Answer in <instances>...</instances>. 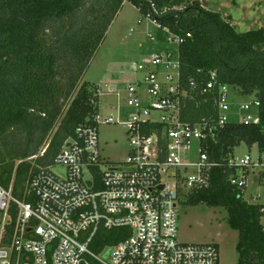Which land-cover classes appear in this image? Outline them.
I'll return each mask as SVG.
<instances>
[{
  "label": "trees",
  "instance_id": "obj_1",
  "mask_svg": "<svg viewBox=\"0 0 264 264\" xmlns=\"http://www.w3.org/2000/svg\"><path fill=\"white\" fill-rule=\"evenodd\" d=\"M125 1L158 24L160 41L191 33L179 45L181 85L190 93L183 120L217 118L220 84L259 100L257 122H229L207 142L216 164L210 185L185 201L226 208L239 232L237 264H264L262 204L231 183L238 171L228 164L243 142L264 152V28L239 32L200 0H0V184L29 200L39 167L54 162L81 124H97L100 86L84 78ZM213 72L218 84L201 95ZM125 230L100 231L93 248L118 242Z\"/></svg>",
  "mask_w": 264,
  "mask_h": 264
},
{
  "label": "built area",
  "instance_id": "obj_2",
  "mask_svg": "<svg viewBox=\"0 0 264 264\" xmlns=\"http://www.w3.org/2000/svg\"><path fill=\"white\" fill-rule=\"evenodd\" d=\"M190 36L169 34L168 40L178 44L176 62L173 53L139 62L142 78L127 84L125 98L114 87L119 100L114 109L126 118L121 123L132 146L127 160L104 164L98 114L96 125L81 124L54 162L34 173L29 200L15 197L0 184V264H220L217 243H182L178 238L179 203L211 182L216 164L206 144L220 127L232 122L228 84L218 88L217 118L203 117L194 123L182 119L190 93L181 85L179 45ZM217 84L213 72L200 94ZM191 87H196L195 81ZM259 107L256 98L238 106L239 115L252 108L258 114L244 116L239 123L257 122ZM116 122L113 114L105 118L107 124ZM228 164L237 168L231 183L244 195L252 173L258 172L256 178L264 181V152L258 148L241 159L234 154ZM170 169L175 170L172 186ZM261 210L264 223V204ZM120 228L127 229L125 238L93 248L100 242V231Z\"/></svg>",
  "mask_w": 264,
  "mask_h": 264
},
{
  "label": "rangeland",
  "instance_id": "obj_3",
  "mask_svg": "<svg viewBox=\"0 0 264 264\" xmlns=\"http://www.w3.org/2000/svg\"><path fill=\"white\" fill-rule=\"evenodd\" d=\"M201 4L218 11L229 20L237 31L264 28V0H200ZM157 26L129 1H125L122 10L110 26L107 36L91 61L85 80L102 87L99 99L98 135L100 153L105 165H117L129 157L131 144L126 134V126L121 123L125 116H118V96L113 92L118 87L125 98L124 88L129 83L142 78L137 70L138 63L155 54L173 53V61L178 60V44L175 41H160L156 37ZM151 36H154L153 39ZM176 79V71H172ZM255 97L238 93L230 88L228 103L229 119L242 122L244 116H258L257 110L241 112L238 106L249 104ZM124 100L121 101V105ZM113 114L117 123H105V118ZM250 148L242 143L235 149V157L243 158ZM256 153L257 147L252 148ZM40 154V153H39ZM42 154V152H41ZM41 156V155H39ZM174 169L168 175L169 185L175 183ZM258 172L248 178L245 198L251 203L264 204V181L256 178ZM166 180V178L164 179ZM228 211L224 207L210 206L205 203L192 205L186 201L179 203V241L182 243H217L220 251V264H237V243L239 232L228 222Z\"/></svg>",
  "mask_w": 264,
  "mask_h": 264
},
{
  "label": "crops",
  "instance_id": "obj_4",
  "mask_svg": "<svg viewBox=\"0 0 264 264\" xmlns=\"http://www.w3.org/2000/svg\"><path fill=\"white\" fill-rule=\"evenodd\" d=\"M100 86V85H99ZM117 87V86H116ZM100 88H102L101 86H100ZM120 90V89H119ZM121 91V90H120ZM119 101V100H118ZM122 107L124 108V109H126V107L124 106V105H122Z\"/></svg>",
  "mask_w": 264,
  "mask_h": 264
},
{
  "label": "water",
  "instance_id": "obj_5",
  "mask_svg": "<svg viewBox=\"0 0 264 264\" xmlns=\"http://www.w3.org/2000/svg\"><path fill=\"white\" fill-rule=\"evenodd\" d=\"M160 187H161V188H163L164 186H163V185H161Z\"/></svg>",
  "mask_w": 264,
  "mask_h": 264
}]
</instances>
